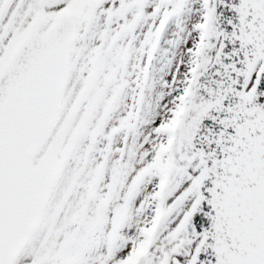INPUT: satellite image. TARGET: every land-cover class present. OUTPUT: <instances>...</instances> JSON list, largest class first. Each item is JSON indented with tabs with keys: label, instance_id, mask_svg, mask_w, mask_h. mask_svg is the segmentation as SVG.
Instances as JSON below:
<instances>
[{
	"label": "snow or ice",
	"instance_id": "6c2138e0",
	"mask_svg": "<svg viewBox=\"0 0 264 264\" xmlns=\"http://www.w3.org/2000/svg\"><path fill=\"white\" fill-rule=\"evenodd\" d=\"M0 264H264V0H0Z\"/></svg>",
	"mask_w": 264,
	"mask_h": 264
}]
</instances>
